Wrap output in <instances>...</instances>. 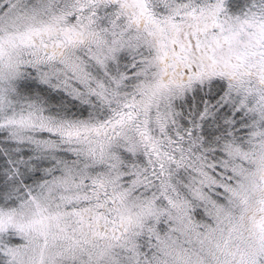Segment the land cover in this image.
I'll return each mask as SVG.
<instances>
[{
	"label": "snow or ice",
	"instance_id": "1",
	"mask_svg": "<svg viewBox=\"0 0 264 264\" xmlns=\"http://www.w3.org/2000/svg\"><path fill=\"white\" fill-rule=\"evenodd\" d=\"M0 264H264V0H0Z\"/></svg>",
	"mask_w": 264,
	"mask_h": 264
}]
</instances>
